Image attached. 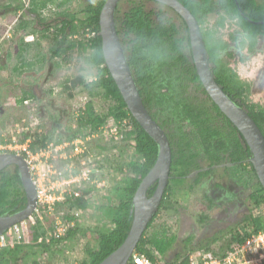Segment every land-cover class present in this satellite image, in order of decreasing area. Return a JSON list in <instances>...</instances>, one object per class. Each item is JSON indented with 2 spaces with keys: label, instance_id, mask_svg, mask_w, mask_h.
Returning <instances> with one entry per match:
<instances>
[{
  "label": "trees",
  "instance_id": "1",
  "mask_svg": "<svg viewBox=\"0 0 264 264\" xmlns=\"http://www.w3.org/2000/svg\"><path fill=\"white\" fill-rule=\"evenodd\" d=\"M15 1H18L15 5L11 2L4 4L6 9L9 8L14 14L20 12L19 17L22 16L15 24L13 32L21 30L25 34L36 36L35 41H24V36L21 35L20 47L27 49L33 44L40 47L42 40H48L51 42L48 53L51 58L61 56L76 47L90 49L87 59L96 67L95 75L90 80H84L80 75L71 82L73 87L82 86L88 93L100 94L104 100H110L107 110L98 112L90 98L84 108H79L75 126H66V133H60L57 138H53L48 131L41 134L39 132L38 137H33L29 142V149L35 152L45 148L50 142L58 144L79 136L84 137L97 132L112 119L121 126L122 137L119 140L114 141L113 138L106 137L103 140L101 135L100 138L96 136L87 141L89 150L100 155L97 165L102 167L112 163L111 151L115 149L122 151L124 147L130 146L132 156L125 164L121 161L116 163L117 165L110 164L120 177L106 193L96 196L95 192L98 191L96 181L101 180L102 176L92 173L91 176L96 181L91 183L81 180L73 184L72 192L67 193L64 200L56 202L51 213L46 212L42 219L35 215V222L29 225L21 242L0 247V264H40V255L56 249L59 244L72 242L77 237L82 229L76 212L94 205L102 214V223L96 228V244L86 247V257L80 264H98L127 236L132 221L130 209L134 192L154 164L158 145L132 116L105 63L99 33V14L105 0H89L82 8L84 12L82 18L76 13L68 12L66 8L61 9L57 12L59 18L54 21L55 23H41L40 27L33 26L31 17L37 16L44 21L41 10L51 0H29L27 5L21 0ZM179 1L195 15L200 24L217 83L236 104L248 112L264 134V105L250 100L251 84L242 78L228 61L233 52L228 51V41L218 33V28L224 26L228 18L235 19L241 30L246 33L245 39L249 41V48L253 49L258 35H264V3L258 0ZM68 2L70 0H63L58 6L61 7ZM171 9L175 12L176 19L160 9H147L141 1H133L121 14L119 4L115 10L117 33L143 102L169 139L172 152L169 180L171 178L190 180L188 187L180 189L179 186H171L168 181L159 209L148 223L132 253L144 256L151 264H189V256H182V252L179 251L174 252L172 259L163 257L172 247L175 235L163 233L146 236L159 211L162 208H169L170 205L174 206L175 201L171 197L176 191L192 192L195 184L210 175L213 165L220 163L238 164L243 170L253 172L257 177L248 159L250 151L241 132L203 88L192 58L188 27L184 19L173 8ZM211 13H217V19L212 27L204 28L205 19ZM25 15L29 17L26 18ZM75 35L85 38L83 40L74 38ZM230 35L234 41L240 37L238 34ZM245 44L242 38L238 46ZM36 58L43 63L45 54L38 51ZM29 98L38 97L31 89H21L15 102L23 104ZM124 121L127 122L126 126L130 127L124 128ZM18 141L24 142L25 138L20 137ZM90 142H93L92 146L89 145ZM203 166H208V169L199 171L193 177L187 176ZM73 173L78 174L79 170H73ZM154 187L155 184L148 189V195L152 194ZM251 187L248 198L252 200L254 206H264V188L259 180ZM74 192L78 194L75 195ZM94 197L103 198L104 201L96 204ZM211 202L210 199L204 207H210ZM25 203L26 194L17 166L13 164L6 166L0 170V215L20 210ZM57 217L67 224L66 230L60 236H48V232L54 230ZM243 219L245 223L241 228L236 224L230 226L229 235L226 237L229 242L226 245L218 247L217 250L210 248L209 244L201 247L207 252L211 251L214 256L224 257L233 246H241L253 234L264 232V213L262 215L249 213ZM39 237L42 238L41 242H38ZM217 238L219 237L212 240L215 241ZM131 260L132 256L129 262Z\"/></svg>",
  "mask_w": 264,
  "mask_h": 264
},
{
  "label": "rangeland",
  "instance_id": "2",
  "mask_svg": "<svg viewBox=\"0 0 264 264\" xmlns=\"http://www.w3.org/2000/svg\"><path fill=\"white\" fill-rule=\"evenodd\" d=\"M21 1L26 5L29 2V0ZM61 1L63 0H51L46 4V7L41 10L44 21L37 18V16L31 17L33 26L40 27L41 23H55L54 21L59 18L57 12L64 8L82 18L84 16L82 8L89 0H70V2L60 7L58 3ZM133 1H141L147 9H160L166 15L176 19L175 12L169 6L156 0H119V14L126 10ZM10 2L15 5L18 1L0 0V146L9 144L13 138L18 140L20 137H24L25 140L31 141L33 137H38L39 132L41 134L48 131L53 138H57L60 133H66V126H75V118L80 112L79 108H84L85 103L90 98L94 101L96 111H106L110 100H104L100 94L92 95L82 86L73 87L71 82L80 75L83 76L84 80H90L95 75L96 67L90 64L87 59L90 49L84 50L76 47L73 50L66 51L61 56L51 58L48 55L51 42L48 40H42L40 47L33 44L27 49L21 48L18 41L19 36L23 35L24 41H35L36 36L25 34L21 30L16 33L13 32L15 24L22 16L19 17L20 12L14 14L9 8L4 7V4ZM258 2L264 3V0H258ZM25 17L29 16L25 15ZM216 19L217 13L209 14L203 27H212ZM225 23L227 24L218 28V33L223 39L227 40L228 31L235 30L237 23L235 19L230 18ZM77 37L81 40L85 38V36L83 38ZM262 48H264V44H257L255 47L256 52L250 53L249 60L243 63L235 59L236 56L243 54V51L233 52L232 57H228V61L238 73H241L239 75L242 78L256 80L257 68L261 65ZM38 51L45 54L43 63L36 58ZM235 51H240V49L235 47ZM247 55H243L245 59ZM21 89H31L38 98H29L23 104L16 103L15 98L20 94ZM249 98L254 102L264 104V84L254 86ZM101 135L103 136L102 130L98 132V138L102 137ZM103 140H105L104 136ZM89 145L92 146L93 142H90ZM7 150L9 149L0 148V153L7 152ZM111 152L110 159L114 165H117L116 163L119 161L125 164L132 156L130 146L124 147L122 151L115 149ZM97 157H91L92 161L88 166L91 169L95 168L92 173H97L103 178L96 183L98 186L96 190L98 191L95 193L99 197L111 189V186L119 179L120 175L117 170L111 169L112 163L103 165L100 170L97 165ZM83 159L84 157L71 159L75 169L81 167L79 163ZM62 164H66L64 160H62ZM209 174V176L202 178L198 184H195L192 192L176 191L171 197L175 201L174 206L170 205L169 208H162L147 230L146 236L161 235L163 233L176 236L172 247L163 256L166 259H172L174 252H181L183 251L182 248H185L182 256H195L197 259L205 256L208 261L218 260L221 258L220 256H214L211 251L207 252L201 246L209 244L210 248L217 250L218 242H214L212 239L219 236H228L229 226L233 221L238 223L242 217L244 218L249 213L254 215L264 213V206H254L252 200L247 196L252 188L251 185L258 181L253 172H246L238 164H235L213 167ZM93 179L88 181L93 183ZM189 183V179L171 178L169 180L171 186H179V189L188 187ZM205 195L213 196L218 206H215L209 212L203 213L199 211L201 207H197V204L199 199L204 198ZM244 196V201L240 200ZM94 199L96 204L104 201L103 198L94 197ZM224 207H226V210H224ZM219 210L225 213V218L224 216L214 218ZM45 214L46 212L43 213V216ZM76 214L79 226L82 229L81 232L72 242L59 244L56 249L40 255V264H80V261L86 257V247L96 244V228L100 227L102 223V214L99 213V209L94 205L84 211H78ZM201 214L204 216L203 218L210 216V219L214 221H210V224L208 218L201 220ZM188 235L192 237L183 242ZM186 243L188 244L185 245ZM242 245L233 246L232 250L224 256L230 254V264H264V237L249 242L245 247ZM192 248L194 249L192 250ZM234 252L235 254H233Z\"/></svg>",
  "mask_w": 264,
  "mask_h": 264
},
{
  "label": "water",
  "instance_id": "3",
  "mask_svg": "<svg viewBox=\"0 0 264 264\" xmlns=\"http://www.w3.org/2000/svg\"><path fill=\"white\" fill-rule=\"evenodd\" d=\"M173 8L185 21L191 46V53L197 74L207 94L220 110L241 132L248 145L254 171L264 188V134L248 112L236 104L217 83L209 62L200 24L195 15L179 0H156ZM119 0H105L99 14V28L102 38V52L108 70L113 77L127 108L141 127L158 145L157 158L142 178L132 198L130 213L132 221L123 242L98 264H126L134 252L148 223L159 209L165 188L170 178L172 152L164 129L150 115L132 70L129 66L115 24V10ZM16 165L26 194L23 208L13 213L0 215V234L12 225L29 218L36 207V189L31 178L28 164L22 154L14 152L0 153V170ZM232 162L215 164L213 167L231 165ZM208 166L193 170L187 176L193 177ZM155 184L151 195L148 189Z\"/></svg>",
  "mask_w": 264,
  "mask_h": 264
},
{
  "label": "built area",
  "instance_id": "4",
  "mask_svg": "<svg viewBox=\"0 0 264 264\" xmlns=\"http://www.w3.org/2000/svg\"><path fill=\"white\" fill-rule=\"evenodd\" d=\"M108 121L111 122H107V125L105 124L100 127L95 133L87 134L84 137L79 136L70 141H63L58 144L50 142L45 148H40L35 152L29 149V140L19 142L17 139L15 140L13 138L9 144L0 146L1 149L8 148L24 156L36 189V207L32 215L26 220L12 225L0 234V247L21 242L29 225L35 222V215L42 219L44 212L51 213L54 204L64 200L66 194L72 192L71 186L73 184L81 180L88 181L92 179L91 174L95 168H89L88 164L92 161L91 157L98 156L97 159H99L100 155L89 150L87 141L98 136L100 130H102L104 137L113 138L116 141L122 137L119 123L114 122L112 119ZM126 123L125 121L123 122L124 128L130 127V125L126 126ZM79 157H84V159L79 163L81 167L75 169L71 159ZM62 160L66 163L65 165H61ZM98 167L100 170L103 168V166ZM73 170H79V173L74 174ZM93 180L96 181L95 179ZM74 194L77 195L78 192H74ZM29 222L30 224H28ZM66 227L67 224L63 223V221L57 217L55 219L54 230L49 231L48 236H60L65 232ZM256 235H252L248 238L242 246L245 247L251 241L262 239V237H264V232ZM41 240L42 238L39 237L38 242H41ZM233 254H235V252ZM230 259V254L218 260L211 261H208L205 256L198 259L195 256H190L189 264H230ZM126 264H151V262L140 254H133L132 260L130 262L128 260Z\"/></svg>",
  "mask_w": 264,
  "mask_h": 264
},
{
  "label": "flooded vegetation",
  "instance_id": "5",
  "mask_svg": "<svg viewBox=\"0 0 264 264\" xmlns=\"http://www.w3.org/2000/svg\"><path fill=\"white\" fill-rule=\"evenodd\" d=\"M237 23V22H236ZM225 24H227V23H225ZM231 33H233V34H238L240 37L236 40V41H234V40H232L231 38H230V34ZM245 32L244 31H242L241 30V28L239 27V25H238V23H237V26H236V28H235V30H233V31H228V34H227V41H228V44H229V48H228V51H232V52H242L243 51V54H241V55H238V56H236V58L235 59H238L239 61H241V63H243V62H245V61H247V60H249L248 58L250 57V53H253V52H256V50L257 49H255V47L257 46V44H261V45H263L264 44V35H258V37H257V41H256V43H255V45H254V47H253V49H250L249 48V46L248 45H250L249 44V41H248V39L246 38L245 39ZM87 35V34H86ZM34 37V36H33ZM74 38H76L77 37V35H75V36H73ZM72 37V38H73ZM19 38H20V36H19ZM19 38H18V41H19ZM71 38V37H70ZM242 38L245 40V42H246V44L244 45V46H238V45H240V43H241V40H242ZM29 41H33V40H29ZM235 47H238V49H240V51H235ZM262 51V59H261V65L257 68V72H258V74H256V80H253V82L251 83V88H250V91H252L253 90V87L254 86H257V85H259V84H264V48H262L261 49ZM244 54H248L247 55V57H246V59H245V57L243 56ZM54 57H56V56H54ZM251 59V58H250ZM246 64H247V62H246ZM256 72V73H257ZM248 195V194H247ZM244 198H245V196L243 197V198H240V200H242V201H244ZM247 198V197H246ZM211 199V205H210V207L208 206V207H204V205L206 204V203H208V201ZM223 200V199H222ZM244 203V202H243ZM236 204H238V203H236ZM215 206H218L216 203H215V198L212 196H210V195H205L204 196V198H200L199 199V203L197 204V207H201L200 209H199V211H202L203 213L204 212H209V211H211ZM238 206V205H237ZM224 210H226V207H224ZM219 216L220 217H222V216H224V218L226 217V215H225V213H223V212H221V210H219V211H217L216 212V214L214 215V218H216V217H218L219 218ZM204 216L201 214V217H200V219L202 220V219H207L208 218V220L211 218L210 216L208 217V216H206V218H203ZM213 217V216H212ZM187 220H189V219H187ZM213 222L214 220H212V219H210L209 220V222ZM208 222V223H209ZM211 222H210V224H211ZM244 223H245V220L243 219V217L241 218V220H240V222H238L237 223V221H233V223H231L230 225L231 226H233L234 224H236V225H238L240 228L242 227V225L244 226ZM187 226H189V225H187ZM186 226V227H187ZM229 228H230V226H229ZM229 235V234H228ZM189 237H192L191 235H188L187 237H185L184 238V240H183V242L185 241H187V239H189ZM226 235L224 236V237H220L219 236V238H217L214 242H218V247H221L222 245L224 246V245H226L229 241H227L226 240ZM223 239V241L221 242V240ZM213 241V240H212ZM219 242H220V244H219ZM188 243H186L185 245H187ZM183 249V251L185 250V248H182ZM183 251H181V252H183Z\"/></svg>",
  "mask_w": 264,
  "mask_h": 264
},
{
  "label": "crops",
  "instance_id": "6",
  "mask_svg": "<svg viewBox=\"0 0 264 264\" xmlns=\"http://www.w3.org/2000/svg\"><path fill=\"white\" fill-rule=\"evenodd\" d=\"M239 74L241 75V73L239 72ZM247 81H249L250 82V84L253 82L251 79H246ZM251 93H252V91H250V94H249V97H251ZM258 103H260V102H258ZM262 105H264V104H262ZM112 169V168H111Z\"/></svg>",
  "mask_w": 264,
  "mask_h": 264
},
{
  "label": "clouds",
  "instance_id": "7",
  "mask_svg": "<svg viewBox=\"0 0 264 264\" xmlns=\"http://www.w3.org/2000/svg\"><path fill=\"white\" fill-rule=\"evenodd\" d=\"M11 151V150H10ZM14 152V151H13ZM14 153H16V152H14ZM20 154V153H19ZM132 256V255H131ZM130 259V258H129Z\"/></svg>",
  "mask_w": 264,
  "mask_h": 264
}]
</instances>
